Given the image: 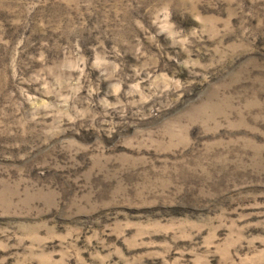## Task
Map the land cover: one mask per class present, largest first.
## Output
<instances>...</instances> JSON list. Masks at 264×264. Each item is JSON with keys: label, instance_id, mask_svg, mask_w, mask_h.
Segmentation results:
<instances>
[{"label": "rangeland", "instance_id": "rangeland-1", "mask_svg": "<svg viewBox=\"0 0 264 264\" xmlns=\"http://www.w3.org/2000/svg\"><path fill=\"white\" fill-rule=\"evenodd\" d=\"M0 264H264V0H0Z\"/></svg>", "mask_w": 264, "mask_h": 264}]
</instances>
